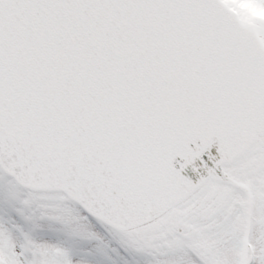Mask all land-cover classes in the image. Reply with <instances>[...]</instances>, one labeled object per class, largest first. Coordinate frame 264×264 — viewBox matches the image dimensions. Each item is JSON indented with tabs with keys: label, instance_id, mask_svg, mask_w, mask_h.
<instances>
[{
	"label": "snow or ice",
	"instance_id": "snow-or-ice-1",
	"mask_svg": "<svg viewBox=\"0 0 264 264\" xmlns=\"http://www.w3.org/2000/svg\"><path fill=\"white\" fill-rule=\"evenodd\" d=\"M0 264H264V0H0Z\"/></svg>",
	"mask_w": 264,
	"mask_h": 264
}]
</instances>
